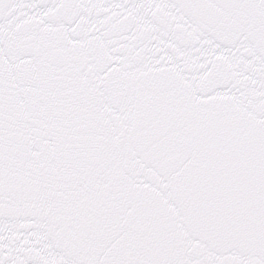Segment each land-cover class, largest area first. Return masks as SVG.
I'll use <instances>...</instances> for the list:
<instances>
[{
	"label": "snow or ice",
	"instance_id": "obj_1",
	"mask_svg": "<svg viewBox=\"0 0 264 264\" xmlns=\"http://www.w3.org/2000/svg\"><path fill=\"white\" fill-rule=\"evenodd\" d=\"M0 264H264V0H0Z\"/></svg>",
	"mask_w": 264,
	"mask_h": 264
}]
</instances>
